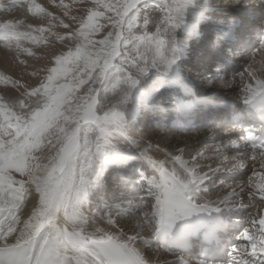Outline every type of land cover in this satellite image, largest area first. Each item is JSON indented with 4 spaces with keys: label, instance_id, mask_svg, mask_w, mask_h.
Returning <instances> with one entry per match:
<instances>
[{
    "label": "snow or ice",
    "instance_id": "1",
    "mask_svg": "<svg viewBox=\"0 0 264 264\" xmlns=\"http://www.w3.org/2000/svg\"><path fill=\"white\" fill-rule=\"evenodd\" d=\"M259 9L222 25L204 0H0V264H193L194 243L195 264H264ZM180 31L239 102L215 128L172 91L191 90Z\"/></svg>",
    "mask_w": 264,
    "mask_h": 264
},
{
    "label": "rangeland",
    "instance_id": "2",
    "mask_svg": "<svg viewBox=\"0 0 264 264\" xmlns=\"http://www.w3.org/2000/svg\"><path fill=\"white\" fill-rule=\"evenodd\" d=\"M38 2H41V3H47V0H38ZM215 7L213 9V12L215 13V15H217V18H226V17H229L228 18V21L230 20V17L231 16H237L239 13H241V8H243L244 6H247L248 2L246 0V2H241L240 4H237L235 2V0H216V1H212L211 2ZM246 4V5H245ZM257 9L260 11L259 9V5L257 7ZM54 12H57V14H59L58 10L56 9H52ZM21 11V12H20ZM17 14L19 15H13L12 17L16 18V19H24L26 23H40V21L38 20H35L33 18H30V16L26 15L24 10H20ZM256 14H260V12H257ZM244 16H246L245 14H243ZM243 15H240L239 17L243 16ZM210 16L212 17L213 15L210 14ZM218 16H221V17H218ZM244 18H247V17H244ZM227 21V22H228ZM226 23V22H225ZM206 34L208 33V29L206 28ZM57 31H62V29H57ZM5 53H6V50L4 49ZM38 52V54H43V50L42 49H37L36 50ZM8 55V53H6ZM29 59V63L32 64V65H35V66H42L44 61H36V60H33L31 58H28ZM11 60V59H10ZM209 66V64H207ZM34 70V68H29L27 71H32ZM15 74L16 76L19 78V77H22L24 82H27L31 79H33L32 77H29L25 74V71L22 69V68H19V69H16L15 70ZM197 75V74H195ZM194 75V77H195ZM200 78V77H199ZM202 80V79H201ZM204 88H205V92L206 91H210V90H213L215 88L216 91H220L219 90V87H212V88H209V87H206L205 84H204ZM0 89H2V86H0ZM11 93L9 94H13L15 93V90L13 89H8ZM2 91L0 90V94H7L6 92L8 91ZM203 92V91H202ZM216 97L220 100H229L226 96H220L219 94H216ZM209 99L211 100H214L215 98L212 96H208ZM217 100V99H215ZM231 102V101H230ZM212 126V125H211ZM218 129V128H217ZM220 129V128H219ZM223 129V128H222ZM221 129V130H222ZM218 142V141H217ZM221 180H224L226 183L227 182H230L228 180V178H224L223 175H219L215 178L214 182H212L213 184V189H215L214 191H218V188H216L215 186L216 185H219L220 186H223L221 185Z\"/></svg>",
    "mask_w": 264,
    "mask_h": 264
},
{
    "label": "bare ground",
    "instance_id": "3",
    "mask_svg": "<svg viewBox=\"0 0 264 264\" xmlns=\"http://www.w3.org/2000/svg\"><path fill=\"white\" fill-rule=\"evenodd\" d=\"M20 10H18L16 13H14L13 15H16L18 12H19ZM21 12V11H20ZM17 15H19V14H17ZM209 15H210V13H209ZM213 17V16H212ZM241 17H247V16H241ZM9 17H7L6 15H4V14H0V22H4L6 19H8ZM13 19H16V18H14V17H12ZM248 18V17H247ZM193 21H192V19L190 18L189 19V23L191 24ZM230 22V20L228 21V22H226V23H229ZM221 24V23H220ZM177 36H178V39H180L182 42H184V45L188 42L187 40L189 39L187 36H186V33L184 32V31H180V32H178V34H177ZM186 47V46H185ZM186 49H187V47H186ZM5 57H7V59L10 61V59H11V55L10 54H6L5 53V51H4V49L2 48V47H0V64H2L3 62H4V60H5ZM183 64H184V62H183ZM207 68V67H206ZM202 70H207V69H205V66L204 67H202L201 68ZM208 71V70H207ZM186 74V72H184V75ZM201 80V78H199L198 80H197V82H199ZM181 90V89H180ZM219 90L220 91H216V90H214V94H213V97H216V94H219L220 96H226L229 100L228 101H231V102H233L234 104H239V102L236 100V94L232 91V90H229V89H223V88H220L219 87ZM174 93H176L175 91L176 90H172ZM184 91V90H183ZM11 93L9 90L6 92L7 94H9V93ZM10 95V94H9ZM217 98V97H216ZM215 113V112H214ZM216 116V115H215ZM222 127L220 128V129H216L217 130V133H218V137L219 136H223V134H224V132H221L222 130ZM161 132H163L164 130H160ZM200 131H205V129H203V128H201L200 129ZM201 138H203V137H201ZM156 139H159L162 143L164 142L163 140H162V138H159V137H157ZM220 185V184H219ZM215 190V189H214ZM219 190V189H218ZM238 219H241V220H243V219H245V218H243V217H238ZM163 259H165V260H167V259H172V257H169V256H163ZM193 264H195V263H193Z\"/></svg>",
    "mask_w": 264,
    "mask_h": 264
},
{
    "label": "clouds",
    "instance_id": "4",
    "mask_svg": "<svg viewBox=\"0 0 264 264\" xmlns=\"http://www.w3.org/2000/svg\"><path fill=\"white\" fill-rule=\"evenodd\" d=\"M235 2L237 3V4H240L241 3V0H235ZM204 3L208 6V8H209V13H211L212 12V10L214 9V5L211 3V0H204ZM261 4H264V0H259V6L261 5ZM213 39H215V36H213ZM190 71H191V69H189ZM209 75H211V73H209ZM205 86L206 87H208L207 86V83H205Z\"/></svg>",
    "mask_w": 264,
    "mask_h": 264
}]
</instances>
